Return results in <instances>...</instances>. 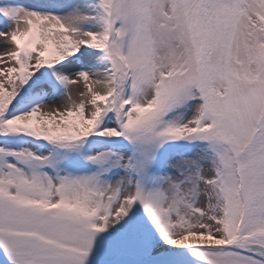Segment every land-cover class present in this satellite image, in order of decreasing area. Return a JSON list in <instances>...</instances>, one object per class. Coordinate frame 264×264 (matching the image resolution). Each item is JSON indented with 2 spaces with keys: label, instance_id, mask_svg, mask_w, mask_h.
<instances>
[{
  "label": "snow or ice",
  "instance_id": "1",
  "mask_svg": "<svg viewBox=\"0 0 264 264\" xmlns=\"http://www.w3.org/2000/svg\"><path fill=\"white\" fill-rule=\"evenodd\" d=\"M0 264H264V0H0Z\"/></svg>",
  "mask_w": 264,
  "mask_h": 264
},
{
  "label": "rangeland",
  "instance_id": "2",
  "mask_svg": "<svg viewBox=\"0 0 264 264\" xmlns=\"http://www.w3.org/2000/svg\"><path fill=\"white\" fill-rule=\"evenodd\" d=\"M0 50H2V49H0Z\"/></svg>",
  "mask_w": 264,
  "mask_h": 264
}]
</instances>
